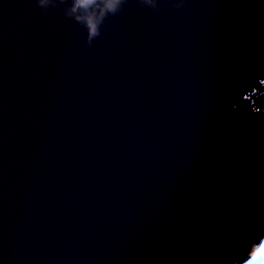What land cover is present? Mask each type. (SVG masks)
Segmentation results:
<instances>
[{
    "label": "water",
    "instance_id": "95a60500",
    "mask_svg": "<svg viewBox=\"0 0 264 264\" xmlns=\"http://www.w3.org/2000/svg\"><path fill=\"white\" fill-rule=\"evenodd\" d=\"M106 2L0 0V264L239 263L264 234V0Z\"/></svg>",
    "mask_w": 264,
    "mask_h": 264
},
{
    "label": "clouds",
    "instance_id": "9594fccd",
    "mask_svg": "<svg viewBox=\"0 0 264 264\" xmlns=\"http://www.w3.org/2000/svg\"><path fill=\"white\" fill-rule=\"evenodd\" d=\"M93 3V0H75V6L79 8H85ZM126 3V0H107L106 9L112 15L117 14L121 11L122 6ZM140 4L150 5L151 8H156V5L152 4V0H140ZM49 0H37L38 8L45 14L49 11L48 7ZM180 7L181 5H175ZM104 23V19H97L94 17L87 18L82 27L85 28L87 37L85 43L89 46L92 45L94 39L100 36L101 26ZM241 264H264V235L259 236L257 239L253 240L246 252L244 257L239 260Z\"/></svg>",
    "mask_w": 264,
    "mask_h": 264
},
{
    "label": "trees",
    "instance_id": "16d2710c",
    "mask_svg": "<svg viewBox=\"0 0 264 264\" xmlns=\"http://www.w3.org/2000/svg\"><path fill=\"white\" fill-rule=\"evenodd\" d=\"M264 87V81L262 82ZM249 103L253 105V108L264 112V89H253L252 94L249 95Z\"/></svg>",
    "mask_w": 264,
    "mask_h": 264
},
{
    "label": "rangeland",
    "instance_id": "374dc122",
    "mask_svg": "<svg viewBox=\"0 0 264 264\" xmlns=\"http://www.w3.org/2000/svg\"><path fill=\"white\" fill-rule=\"evenodd\" d=\"M264 235V234H263ZM237 264H241V262L237 263Z\"/></svg>",
    "mask_w": 264,
    "mask_h": 264
}]
</instances>
